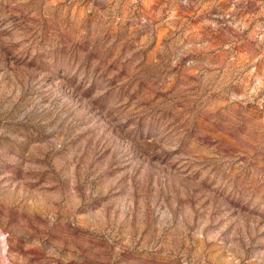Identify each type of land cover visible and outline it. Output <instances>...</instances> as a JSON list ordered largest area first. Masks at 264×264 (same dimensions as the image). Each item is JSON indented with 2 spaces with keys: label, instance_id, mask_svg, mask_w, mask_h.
Masks as SVG:
<instances>
[{
  "label": "rangeland",
  "instance_id": "rangeland-1",
  "mask_svg": "<svg viewBox=\"0 0 264 264\" xmlns=\"http://www.w3.org/2000/svg\"><path fill=\"white\" fill-rule=\"evenodd\" d=\"M0 264H264V0H0Z\"/></svg>",
  "mask_w": 264,
  "mask_h": 264
}]
</instances>
